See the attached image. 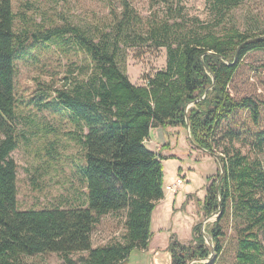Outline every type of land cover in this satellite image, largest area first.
<instances>
[{
  "label": "trees",
  "instance_id": "trees-1",
  "mask_svg": "<svg viewBox=\"0 0 264 264\" xmlns=\"http://www.w3.org/2000/svg\"><path fill=\"white\" fill-rule=\"evenodd\" d=\"M244 1L217 0L216 10L224 19ZM124 7L123 18L109 32L64 27L30 39L15 31L11 0H0V264H33L27 259L47 254H57L64 264H125L134 250L147 251L153 238V212L165 199L167 158L147 149L145 142L151 130L167 134L169 128L189 129L197 149L220 154L223 176L218 190L211 186L206 195L207 213L218 210L222 215L210 230L214 250L221 256L232 223L235 264H264V166L235 147L240 133L232 126L235 116L244 112L258 127L261 105L231 94L244 57L264 52V31L256 34L231 27L223 35L213 30L198 33L171 19L173 23L146 24L144 33H139V18L128 5ZM66 35L86 55L89 75L56 90L49 104L66 109L79 129L73 139L84 150L86 164L80 173L86 199L72 207L19 210L18 167L12 158L19 145L17 62L33 45L69 41ZM132 44L166 49V69L146 78L143 86L133 85L121 66ZM251 145L264 156V131L252 135ZM119 214L124 216L122 238L94 247L97 225L104 217ZM201 239L188 247L171 242L172 264L207 259ZM74 254L85 256L77 261L71 258Z\"/></svg>",
  "mask_w": 264,
  "mask_h": 264
},
{
  "label": "rangeland",
  "instance_id": "rangeland-1",
  "mask_svg": "<svg viewBox=\"0 0 264 264\" xmlns=\"http://www.w3.org/2000/svg\"><path fill=\"white\" fill-rule=\"evenodd\" d=\"M16 15L15 31L28 38L41 37L48 30L64 27L79 28L87 33L109 32L125 12V4L139 18L136 30L144 33L146 24L182 22L198 33L213 30L225 34L231 27L240 32L264 31V0H245L228 17L221 19L217 0H11ZM171 19H175L174 21ZM70 35L65 36V40ZM41 41V39H39ZM56 44H36L17 62L15 81L17 110L15 129L19 145L12 153L17 164L19 210H43L72 207L85 201L86 186L81 169L86 164L84 150L73 139L79 129L72 123L66 109L51 106L55 91L65 84H75L89 75L86 55L73 41ZM69 42V43H68ZM122 69L135 86L146 84V78L167 66L166 49L152 45L132 44L123 55ZM264 52L247 54L231 84V94L238 100L253 98L261 105L258 127L251 125L249 114L241 112L232 121L240 133L235 147L251 159L258 158L264 166V156L257 154L252 135L264 131ZM42 99H45V101ZM185 128H169L164 141L153 132L147 149L167 150L163 161L165 199L153 212L152 234L155 244L147 251L134 250L125 264H172L168 247L177 241L181 245L197 244L201 237L208 251L207 259L190 264H235L236 244L230 223L221 256L214 250L216 242L210 230L215 229L221 212L207 213L206 195L218 184L219 163L214 156L195 147ZM190 131V130H189ZM252 134V135H251ZM216 155H220L217 153ZM179 181L182 185L179 187ZM34 184L35 186H33ZM171 188V191L167 189ZM176 189V190H174ZM211 213V214H210ZM195 231V233L193 232ZM210 232V233H209ZM124 233V216L109 215L93 232L94 247L118 241ZM203 234V236H201ZM195 237V238H193ZM193 240V241H192ZM264 244V238L262 239ZM85 254H74V260ZM33 264H64L57 254L27 259Z\"/></svg>",
  "mask_w": 264,
  "mask_h": 264
},
{
  "label": "crops",
  "instance_id": "crops-1",
  "mask_svg": "<svg viewBox=\"0 0 264 264\" xmlns=\"http://www.w3.org/2000/svg\"><path fill=\"white\" fill-rule=\"evenodd\" d=\"M154 131H159V133L157 132V134H156V138H157V140L159 141V140H161V141H164L165 139H164V132L162 131V129H154V130H151V132H150V135H149V138L147 139V141L145 142V146H147V144L148 143H150L152 146H154V148L156 147V143H154L155 141H152V137H153V132ZM170 133L171 132H168L167 133V135H170ZM162 144H160V146L159 145H157L158 146V150H154V151H152V152H154V153H156V154H161L164 158H166L165 156H164V153L165 152H167V150L166 149H164V151L162 150L163 148H162V146H161ZM153 224H154V220H153V216H152V226H153ZM151 230H152V227H151ZM155 238L156 237H154L153 236V238H152V240H151V243H150V246H149V250L151 249V247H152V245H154L155 243Z\"/></svg>",
  "mask_w": 264,
  "mask_h": 264
},
{
  "label": "water",
  "instance_id": "water-1",
  "mask_svg": "<svg viewBox=\"0 0 264 264\" xmlns=\"http://www.w3.org/2000/svg\"><path fill=\"white\" fill-rule=\"evenodd\" d=\"M237 59H238V53L236 54L235 62L237 61ZM212 88H213V87H212ZM212 88H209V89L207 90V92L205 93L203 99L208 95V92H209L210 90H212ZM187 132H188V135H189V139H190V141H191V136H190V131H189V129L187 130ZM209 154H210L211 156H214V157L217 159V161H218V163H219V165H220V167H221V175H220V180H221V178H222V176H223L221 158H220L218 155L211 154V153H209ZM220 180H219V182H220ZM219 182H218V184H217V190H218ZM212 253H214V249H212Z\"/></svg>",
  "mask_w": 264,
  "mask_h": 264
},
{
  "label": "built area",
  "instance_id": "built-area-1",
  "mask_svg": "<svg viewBox=\"0 0 264 264\" xmlns=\"http://www.w3.org/2000/svg\"><path fill=\"white\" fill-rule=\"evenodd\" d=\"M182 185V182L181 181H179V184H177V186H181ZM167 189L169 190V191H171V188L170 187H167ZM174 190H176V189H174Z\"/></svg>",
  "mask_w": 264,
  "mask_h": 264
}]
</instances>
